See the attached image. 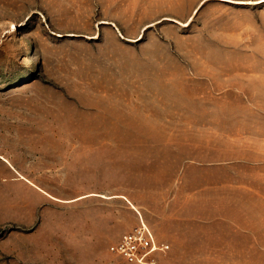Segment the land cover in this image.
Wrapping results in <instances>:
<instances>
[{
  "label": "rangeland",
  "instance_id": "374dc122",
  "mask_svg": "<svg viewBox=\"0 0 264 264\" xmlns=\"http://www.w3.org/2000/svg\"><path fill=\"white\" fill-rule=\"evenodd\" d=\"M149 1L0 0V264H264V2Z\"/></svg>",
  "mask_w": 264,
  "mask_h": 264
},
{
  "label": "built area",
  "instance_id": "2783aa9c",
  "mask_svg": "<svg viewBox=\"0 0 264 264\" xmlns=\"http://www.w3.org/2000/svg\"><path fill=\"white\" fill-rule=\"evenodd\" d=\"M169 248L170 244L158 240L141 214L139 222L111 244L113 252L139 264H157V255Z\"/></svg>",
  "mask_w": 264,
  "mask_h": 264
},
{
  "label": "crops",
  "instance_id": "0c3cea01",
  "mask_svg": "<svg viewBox=\"0 0 264 264\" xmlns=\"http://www.w3.org/2000/svg\"><path fill=\"white\" fill-rule=\"evenodd\" d=\"M237 1L239 3H243V4H256V3H263L264 2V0H237ZM149 2H150L151 8L153 10H155L156 12H158V13L165 14L168 11L172 12L176 8H179V10L183 14V16H184V14H187L188 17L191 16V13L194 14L195 8L200 4L199 3L196 7H194V9L192 11V8H191L192 2H191V0H150ZM202 4H200L199 10L202 7ZM163 18H164V16H163ZM162 19L159 20V21H162ZM169 19H171V18H169ZM189 19H191V18H189ZM180 20L181 19L179 18V21ZM181 21H183V20H181ZM149 25L151 26L152 24H149ZM115 27H118V26L115 25ZM203 167L204 168H208V169H211V168L212 169H216V168H220V165L215 164V163H209L207 165H204ZM19 175H20L21 178L29 181L30 183H34L24 173L19 172ZM22 175H24V177H22ZM182 220L191 223V221H189L186 218H184V219L182 218ZM203 222H205L207 224H212V223H216V222H220V221H203ZM234 229L237 230V231L241 230L239 227H234ZM246 237L249 240L248 244L247 245H241L242 248H247L246 250H238V249H208V250H205V249H200V250H198V252H209V253H253V252H264V244H260V242H255V239L257 237L255 235V233H253V232L252 233H247ZM228 246L239 247L237 243H234V245H233L232 242H231L230 244H228V243L220 244V245L218 244L217 246H214L213 248H217V247L218 248H225V247H228ZM255 248H257V249H255Z\"/></svg>",
  "mask_w": 264,
  "mask_h": 264
},
{
  "label": "bare ground",
  "instance_id": "6f19581e",
  "mask_svg": "<svg viewBox=\"0 0 264 264\" xmlns=\"http://www.w3.org/2000/svg\"><path fill=\"white\" fill-rule=\"evenodd\" d=\"M16 10V9H15ZM17 10H19V9H17Z\"/></svg>",
  "mask_w": 264,
  "mask_h": 264
}]
</instances>
